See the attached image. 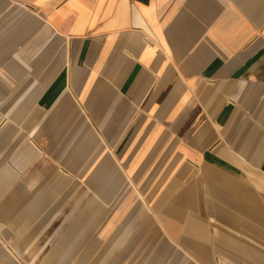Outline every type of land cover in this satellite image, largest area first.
I'll use <instances>...</instances> for the list:
<instances>
[{
    "label": "crops",
    "instance_id": "0c3cea01",
    "mask_svg": "<svg viewBox=\"0 0 264 264\" xmlns=\"http://www.w3.org/2000/svg\"><path fill=\"white\" fill-rule=\"evenodd\" d=\"M8 12L53 54L0 127V241L17 248L0 264H91L88 235L114 210L103 195L125 180L152 178L139 183L152 195L198 163L264 176V0H0ZM22 65L9 63L18 81ZM249 188L214 186L228 194L217 213L241 232L237 210L263 234L262 204L248 196L263 191ZM219 242L264 253L227 232ZM34 245L41 253H25Z\"/></svg>",
    "mask_w": 264,
    "mask_h": 264
},
{
    "label": "rangeland",
    "instance_id": "374dc122",
    "mask_svg": "<svg viewBox=\"0 0 264 264\" xmlns=\"http://www.w3.org/2000/svg\"><path fill=\"white\" fill-rule=\"evenodd\" d=\"M9 15L0 18V127L13 123L10 118H14V114L5 112L14 105L20 92L27 91L25 96H28L31 90H36L37 83L33 80L38 74L45 73L49 66L43 64L53 54L51 50L38 48L41 38L37 33H31L28 18ZM34 36L36 41L32 44ZM15 58L23 62L24 76L19 81L8 71L10 61ZM207 168L208 165L202 163L190 166V171L176 177L172 187V183L167 185L166 193L149 195L151 188L148 187L143 191L145 188L142 189L139 183L152 181V178H145L137 182L133 179L128 188L124 179L116 193L103 195V202L112 203L114 210L104 206L102 225L95 227L96 230L94 228V232L88 235L90 240L86 248L91 250L88 253H96L91 264H264V253H237L230 251L228 244L224 246L219 242L227 232L235 238L236 243L232 246L241 241L248 247L252 245L264 252V223L263 234L259 232L257 235L252 220L246 218L245 223L244 215L236 210V222L239 223L240 216H243L241 222L247 230L233 232L230 226L224 227L222 216L217 212L223 211L225 204L222 197L226 200L228 194L212 193L214 186L246 185L251 191L256 187L263 192L248 196L256 197L262 204L264 216V176L229 177L222 171L213 172ZM209 173H216L220 177L214 180L208 177ZM118 180L122 182L123 179ZM123 204L124 209L120 210ZM159 205L161 209H156ZM250 209L248 206V215L254 216L255 212ZM78 211L79 207L75 213ZM111 213H114V218L110 216ZM163 219L181 224L175 230L173 226L166 225ZM110 220L114 224L106 228ZM179 236L186 240L187 245L177 241ZM34 246L33 251L25 253H41L36 250L37 245ZM27 248L24 246V249ZM16 251L15 243L9 238L6 242L0 241V253Z\"/></svg>",
    "mask_w": 264,
    "mask_h": 264
},
{
    "label": "bare ground",
    "instance_id": "6f19581e",
    "mask_svg": "<svg viewBox=\"0 0 264 264\" xmlns=\"http://www.w3.org/2000/svg\"><path fill=\"white\" fill-rule=\"evenodd\" d=\"M183 244H186L187 245V243L186 242H183ZM196 244V243H195ZM202 247V246H201ZM204 249V248H203ZM203 249H202V251H203Z\"/></svg>",
    "mask_w": 264,
    "mask_h": 264
}]
</instances>
